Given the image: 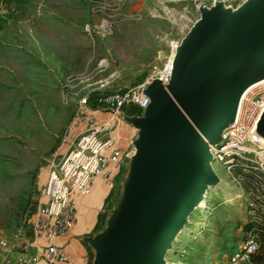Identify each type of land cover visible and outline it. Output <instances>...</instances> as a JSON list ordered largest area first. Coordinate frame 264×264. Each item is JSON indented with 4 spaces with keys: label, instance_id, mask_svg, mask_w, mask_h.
<instances>
[{
    "label": "rangeland",
    "instance_id": "374dc122",
    "mask_svg": "<svg viewBox=\"0 0 264 264\" xmlns=\"http://www.w3.org/2000/svg\"><path fill=\"white\" fill-rule=\"evenodd\" d=\"M246 1L6 0V11L0 9V239L9 247L15 235L32 239L30 218L42 196L48 161L83 97L138 85L153 67L168 62L175 44L200 19V8L219 3L233 13ZM102 19L111 26L108 35L86 31ZM101 81L107 85L100 87ZM239 102L237 93L234 120ZM135 108L124 107L122 113L131 116ZM114 131L123 144L134 134L121 120ZM255 167L250 161L229 173L213 165L219 181L207 186L160 264H226L248 235L259 243L254 263L264 264V183ZM129 170L126 161L99 186L100 196L108 197L95 203L93 214L100 211V217L92 238L114 222ZM81 199L92 202V192ZM4 254L0 247V262Z\"/></svg>",
    "mask_w": 264,
    "mask_h": 264
},
{
    "label": "water",
    "instance_id": "95a60500",
    "mask_svg": "<svg viewBox=\"0 0 264 264\" xmlns=\"http://www.w3.org/2000/svg\"><path fill=\"white\" fill-rule=\"evenodd\" d=\"M232 11L219 3L200 8L175 49L169 82L152 80L141 115L122 116L136 130L126 192L106 232L84 239L92 264H159L205 185L218 179L208 144L220 143L234 122L240 85L264 72V0ZM256 131L264 138V115Z\"/></svg>",
    "mask_w": 264,
    "mask_h": 264
},
{
    "label": "built area",
    "instance_id": "2783aa9c",
    "mask_svg": "<svg viewBox=\"0 0 264 264\" xmlns=\"http://www.w3.org/2000/svg\"><path fill=\"white\" fill-rule=\"evenodd\" d=\"M5 11L2 5L1 12ZM86 31L105 36L111 32V26L107 20L102 19L97 25H87ZM169 63L170 59L162 69L153 67L148 78L136 86L100 95L96 109L88 106L91 94L80 100L74 117L60 135L55 155L48 161L42 196L30 218L32 239H27L24 234L15 235L11 247L6 240L0 239V247L5 253L0 264L70 262L67 245H57L54 240L66 235L76 225L80 200L90 195L96 181L100 178L112 180L125 165L136 130L127 124L134 130V134L129 142L123 144L120 135L117 131L112 132V128L122 121L124 107L133 105L143 112L149 105L144 91L154 79L164 84L169 82ZM106 85V81L99 83L100 87ZM263 110L264 83L244 95L236 120L223 132L221 142L210 147L212 167L217 165L230 173L235 167L245 168L247 162L252 161L264 183V138L256 131ZM96 114L106 117L98 118ZM258 248L257 238L248 235L227 257L226 264H255L253 259Z\"/></svg>",
    "mask_w": 264,
    "mask_h": 264
},
{
    "label": "crops",
    "instance_id": "0c3cea01",
    "mask_svg": "<svg viewBox=\"0 0 264 264\" xmlns=\"http://www.w3.org/2000/svg\"><path fill=\"white\" fill-rule=\"evenodd\" d=\"M5 1L6 0H0V9L2 5H4ZM256 77L264 78V76L258 75ZM103 180L104 179L100 178L96 181V184L91 191L93 196V199L91 200L92 202L88 201V199L80 200L78 207V220L73 229L70 230L66 235L54 240L57 245H67L70 256V262L67 264H88L89 260H91L90 264L93 262L94 252L92 248L89 247V245L84 241V239L90 238L91 233L99 224L100 211H96L95 214H93L95 203L102 202L103 204L108 197L106 194L100 196L99 186L103 185ZM92 204L94 205L92 206Z\"/></svg>",
    "mask_w": 264,
    "mask_h": 264
},
{
    "label": "bare ground",
    "instance_id": "6f19581e",
    "mask_svg": "<svg viewBox=\"0 0 264 264\" xmlns=\"http://www.w3.org/2000/svg\"><path fill=\"white\" fill-rule=\"evenodd\" d=\"M248 1V0H247ZM246 1V2H247ZM237 11V10H236ZM235 11V12H236ZM234 13V12H233ZM179 46V44L178 45H176L175 44V46H174V51H175V49H176V47H178ZM174 53V52H173ZM172 57H174V55H172ZM172 57L170 58V66H171V70H172V63H171V59H172ZM260 73H263V72H258L256 75H254V76H252V77H250L249 79H247L246 81H244L241 85H240V87L237 89V91H236V93H235V95H234V98H233V101H232V103H231V107H233V105H234V102H235V99H236V96H237V93H239V97H240V102H239V108H240V104H241V101H242V99H243V97H244V95L249 91V90H251L252 88H254V87H256V86H258V85H260V84H262V83H264V78H262V77H256L257 75L258 76H262V75H259ZM264 75V74H263ZM238 112H239V110H238ZM238 115V114H237ZM236 120V119H235ZM209 146V149H210V147L212 146V144L211 143H209L208 144ZM210 168H212V165L210 164ZM212 172L214 173V171H213V169H212ZM215 174V173H214ZM217 177V176H216ZM219 180L217 179L214 183H207L206 185H205V188H207V186L208 185H211V186H214V185H216L217 184V182H218ZM210 186V187H211ZM203 194H205V191H203L202 192V195ZM201 195V196H202ZM200 196V197H201ZM200 197H199V199H200ZM198 199V200H199ZM197 200V201H198ZM196 201V202H197ZM196 202L191 206V209L190 210H193L194 209V205L196 204ZM172 241H173V239H172ZM169 245H171V242L169 243ZM169 245H168V248L167 249H169ZM166 249V250H167ZM162 261V260H161ZM161 263V262H160ZM159 263V264H160Z\"/></svg>",
    "mask_w": 264,
    "mask_h": 264
},
{
    "label": "trees",
    "instance_id": "16d2710c",
    "mask_svg": "<svg viewBox=\"0 0 264 264\" xmlns=\"http://www.w3.org/2000/svg\"><path fill=\"white\" fill-rule=\"evenodd\" d=\"M100 96L99 93H93L90 95V97L88 98V106L91 108V109H96L98 107V104H97V99L98 97ZM136 107V106H135ZM135 112L136 114H132L131 116H139V114L141 113V110L136 107L135 108ZM91 259H92V255H91Z\"/></svg>",
    "mask_w": 264,
    "mask_h": 264
}]
</instances>
